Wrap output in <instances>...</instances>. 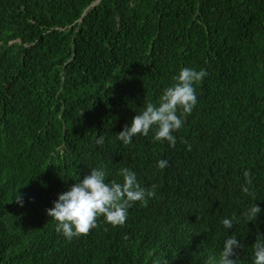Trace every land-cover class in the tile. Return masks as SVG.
Returning a JSON list of instances; mask_svg holds the SVG:
<instances>
[{
  "label": "trees",
  "instance_id": "trees-1",
  "mask_svg": "<svg viewBox=\"0 0 264 264\" xmlns=\"http://www.w3.org/2000/svg\"><path fill=\"white\" fill-rule=\"evenodd\" d=\"M183 67L208 75L175 147L153 141L154 128L124 145L117 134ZM100 167L107 183L128 168L155 196L122 227L101 218L69 241L47 209ZM245 170L254 195L242 192ZM258 234L264 0H0V264H207L229 236L243 245L236 264H253Z\"/></svg>",
  "mask_w": 264,
  "mask_h": 264
},
{
  "label": "clouds",
  "instance_id": "clouds-1",
  "mask_svg": "<svg viewBox=\"0 0 264 264\" xmlns=\"http://www.w3.org/2000/svg\"><path fill=\"white\" fill-rule=\"evenodd\" d=\"M208 75L205 69L196 70L191 67H183L178 75L173 77V84L163 90L158 103L147 102L142 112L135 115L130 126L125 124L123 130L117 134V139L124 145L132 143L138 135L148 136L154 128L153 141L160 143L168 142L170 147H175L177 137L173 134L179 132L185 122V118L191 115L198 103L196 87L202 83ZM105 137L99 135L96 144L103 145ZM187 143V141H183ZM191 151V145L188 144ZM168 166V161L161 159L157 163L160 170ZM107 172L103 167L91 168L90 174L84 175L83 179H77L67 191L58 194L53 201V207L47 209V214L56 221V231L71 241L82 235H89L91 231L100 226V220L112 227H122L128 217V209L136 202L147 205L148 199L155 196L156 185L150 188L142 187L137 181L136 174L128 168L120 169L119 175L123 182L115 180L106 182ZM246 185L242 186L245 195H254L250 191L252 175L250 171L243 173ZM16 202L23 205L20 196ZM261 208L256 203L246 209L242 215L249 221H256ZM237 217L225 218L221 221L226 229L233 227ZM128 237L125 236V239ZM236 236L225 239L219 261L209 257L207 264H236V250L242 248ZM253 264H264V239L258 234L254 244ZM153 264H161L157 258ZM163 264H168L164 259Z\"/></svg>",
  "mask_w": 264,
  "mask_h": 264
},
{
  "label": "water",
  "instance_id": "water-1",
  "mask_svg": "<svg viewBox=\"0 0 264 264\" xmlns=\"http://www.w3.org/2000/svg\"><path fill=\"white\" fill-rule=\"evenodd\" d=\"M96 1H98V0H96Z\"/></svg>",
  "mask_w": 264,
  "mask_h": 264
}]
</instances>
